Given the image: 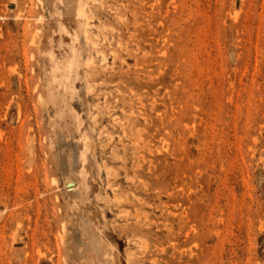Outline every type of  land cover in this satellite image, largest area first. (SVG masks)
<instances>
[{"label":"rangeland","instance_id":"374dc122","mask_svg":"<svg viewBox=\"0 0 264 264\" xmlns=\"http://www.w3.org/2000/svg\"><path fill=\"white\" fill-rule=\"evenodd\" d=\"M0 264H264V0H0Z\"/></svg>","mask_w":264,"mask_h":264}]
</instances>
